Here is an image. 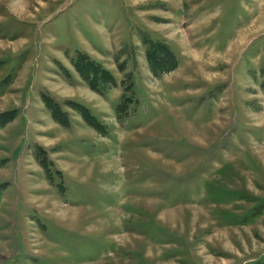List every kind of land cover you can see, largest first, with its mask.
<instances>
[{"label":"rangeland","instance_id":"374dc122","mask_svg":"<svg viewBox=\"0 0 264 264\" xmlns=\"http://www.w3.org/2000/svg\"><path fill=\"white\" fill-rule=\"evenodd\" d=\"M0 264H264V0H0Z\"/></svg>","mask_w":264,"mask_h":264},{"label":"trees","instance_id":"16d2710c","mask_svg":"<svg viewBox=\"0 0 264 264\" xmlns=\"http://www.w3.org/2000/svg\"><path fill=\"white\" fill-rule=\"evenodd\" d=\"M159 51L163 52V55L159 56V52L154 50L153 47L147 51L149 65L153 73L156 75L162 72L173 70L177 65L176 59L171 51L164 48L159 49ZM74 66L82 78L85 79L93 88L97 87L96 82L100 78H106L107 76V78L110 79V76L106 70H104L100 65L94 63L92 60L88 59L85 54L79 53L78 59L74 62ZM97 75H100V77ZM6 115L7 117L4 120L7 121L11 118V114L7 113Z\"/></svg>","mask_w":264,"mask_h":264}]
</instances>
